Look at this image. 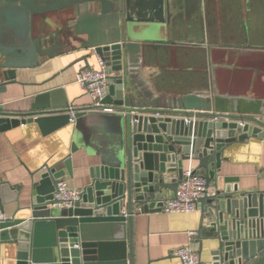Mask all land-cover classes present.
Instances as JSON below:
<instances>
[{
    "label": "water",
    "instance_id": "95a60500",
    "mask_svg": "<svg viewBox=\"0 0 264 264\" xmlns=\"http://www.w3.org/2000/svg\"><path fill=\"white\" fill-rule=\"evenodd\" d=\"M177 1L0 0V93L16 83L17 71L86 51L78 60L85 68L95 57L108 69L102 105L119 110L101 116L61 110L33 118L38 113L12 114L0 106V133L35 123L47 135L73 121L71 152L92 118L112 122L117 134L114 150L90 168V183L71 208L54 199L58 182L71 176V158L31 174L27 204L18 209L27 216L0 223V243L15 246V264H133L135 206L141 213L158 211L163 192L176 194L185 163H195L193 172L216 185L226 148L264 140V99L220 93L214 76L200 93L153 96L146 71L156 59L149 49L159 46L156 36L169 26ZM226 181L198 201L196 234L202 239L206 230L218 242L208 264H264V191L243 192Z\"/></svg>",
    "mask_w": 264,
    "mask_h": 264
},
{
    "label": "crops",
    "instance_id": "0c3cea01",
    "mask_svg": "<svg viewBox=\"0 0 264 264\" xmlns=\"http://www.w3.org/2000/svg\"><path fill=\"white\" fill-rule=\"evenodd\" d=\"M173 6L169 26H161L162 32L156 36L159 46L149 49V55L156 59L146 71L152 74L148 84L153 96L174 98L200 93L214 76L220 93L264 99V0H178ZM39 21L35 18L34 24ZM84 54L86 51L69 52L41 61L33 69L17 71L16 83L0 93V106L12 114L38 113L33 118L61 110L96 112L90 110V96L76 83L84 67L78 60ZM89 63L94 69L99 67L98 58L89 59ZM115 129L112 122L99 117L87 120L75 152H71L75 141L73 122L47 135L35 123L1 132L3 214L26 217L18 209L27 204L31 174L67 158H71L72 171L63 181L69 189L81 192L90 183V168L100 163L101 155L114 150ZM221 157L217 182L212 186L220 190L228 180L243 192L264 191V140L248 138L234 143ZM195 165L185 163L184 170ZM173 196L170 191L163 192V199ZM201 208L198 202L196 212L166 214L160 210L141 213L135 206L133 264H181L173 250L183 246L196 252L202 263H210L218 242L209 240L206 230L201 232L202 239L197 236ZM122 212L127 213V209L124 207ZM15 250L14 245L0 243V264H15Z\"/></svg>",
    "mask_w": 264,
    "mask_h": 264
},
{
    "label": "built area",
    "instance_id": "2783aa9c",
    "mask_svg": "<svg viewBox=\"0 0 264 264\" xmlns=\"http://www.w3.org/2000/svg\"><path fill=\"white\" fill-rule=\"evenodd\" d=\"M99 67L94 69L81 68L78 72L76 83L90 96L92 108L90 110L104 114H117L119 110L108 105H102V101L108 94V69L103 61L98 59ZM71 115L73 114L70 112ZM73 122V121H72ZM217 188L208 185L203 175L194 173L193 169L184 170L181 183L173 197L161 201L159 210L166 214H190L197 211V203L200 199L215 195ZM80 191L71 190L65 181L56 185L54 199L57 206L71 208L80 200ZM123 217L128 214L122 212ZM11 219L0 212V223ZM1 231V230H0ZM192 235H195L194 233ZM173 255L181 264H199L200 258L189 246L178 247L173 250Z\"/></svg>",
    "mask_w": 264,
    "mask_h": 264
}]
</instances>
